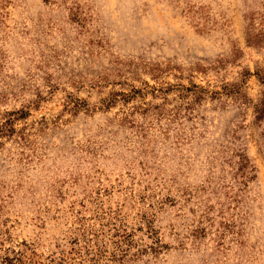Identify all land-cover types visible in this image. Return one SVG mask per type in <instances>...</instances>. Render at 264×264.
<instances>
[{"label":"rangeland","instance_id":"obj_1","mask_svg":"<svg viewBox=\"0 0 264 264\" xmlns=\"http://www.w3.org/2000/svg\"><path fill=\"white\" fill-rule=\"evenodd\" d=\"M263 11L0 0V264H264Z\"/></svg>","mask_w":264,"mask_h":264},{"label":"trees","instance_id":"obj_2","mask_svg":"<svg viewBox=\"0 0 264 264\" xmlns=\"http://www.w3.org/2000/svg\"><path fill=\"white\" fill-rule=\"evenodd\" d=\"M260 18L259 21L256 22L255 21V17L251 16L249 18V27L248 30L249 32H246L247 29L245 30L246 33V42L253 45V46H262L264 45V11L262 13L259 14ZM256 23L261 25V28H256ZM257 76H259V78L261 79L262 82H264V71L259 68L257 70ZM264 94V92H263ZM256 108V107H255ZM259 117H264V101H261V107H257L256 108ZM240 161L237 162L239 163L240 166H242V162L244 159V156L242 154H238ZM128 238L129 235L128 234H120L118 236V239L116 240V242H114L115 245V249L111 254V259L117 258V256L119 255L120 257H123L124 254H126V252H129L131 249L130 244L128 243ZM123 245H127L126 248H123ZM97 253H100L102 251V249L97 248ZM119 259V258H118ZM7 261V259H6Z\"/></svg>","mask_w":264,"mask_h":264}]
</instances>
